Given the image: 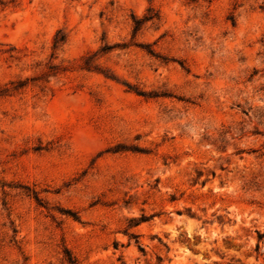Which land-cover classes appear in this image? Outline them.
<instances>
[{
    "label": "rangeland",
    "instance_id": "obj_1",
    "mask_svg": "<svg viewBox=\"0 0 264 264\" xmlns=\"http://www.w3.org/2000/svg\"><path fill=\"white\" fill-rule=\"evenodd\" d=\"M0 264H264V0H0Z\"/></svg>",
    "mask_w": 264,
    "mask_h": 264
}]
</instances>
